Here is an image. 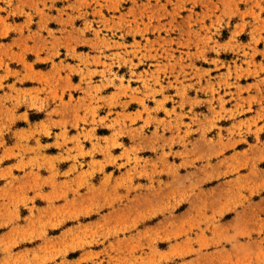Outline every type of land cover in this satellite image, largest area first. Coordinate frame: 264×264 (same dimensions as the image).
I'll list each match as a JSON object with an SVG mask.
<instances>
[{"label": "rangeland", "instance_id": "374dc122", "mask_svg": "<svg viewBox=\"0 0 264 264\" xmlns=\"http://www.w3.org/2000/svg\"><path fill=\"white\" fill-rule=\"evenodd\" d=\"M0 264H264V0H0Z\"/></svg>", "mask_w": 264, "mask_h": 264}, {"label": "crops", "instance_id": "0c3cea01", "mask_svg": "<svg viewBox=\"0 0 264 264\" xmlns=\"http://www.w3.org/2000/svg\"><path fill=\"white\" fill-rule=\"evenodd\" d=\"M0 263H1V260H0Z\"/></svg>", "mask_w": 264, "mask_h": 264}]
</instances>
